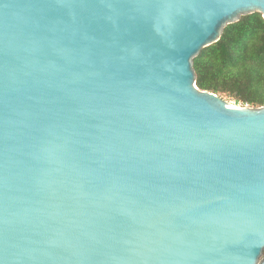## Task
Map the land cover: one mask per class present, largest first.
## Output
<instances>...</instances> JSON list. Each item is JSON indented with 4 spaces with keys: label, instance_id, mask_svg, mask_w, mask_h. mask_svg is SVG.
<instances>
[{
    "label": "water",
    "instance_id": "water-1",
    "mask_svg": "<svg viewBox=\"0 0 264 264\" xmlns=\"http://www.w3.org/2000/svg\"><path fill=\"white\" fill-rule=\"evenodd\" d=\"M264 0H0V264H264V106L193 60Z\"/></svg>",
    "mask_w": 264,
    "mask_h": 264
},
{
    "label": "trees",
    "instance_id": "trees-1",
    "mask_svg": "<svg viewBox=\"0 0 264 264\" xmlns=\"http://www.w3.org/2000/svg\"><path fill=\"white\" fill-rule=\"evenodd\" d=\"M195 84L241 107L264 106V19L258 13L226 26L193 60Z\"/></svg>",
    "mask_w": 264,
    "mask_h": 264
},
{
    "label": "rangeland",
    "instance_id": "rangeland-1",
    "mask_svg": "<svg viewBox=\"0 0 264 264\" xmlns=\"http://www.w3.org/2000/svg\"><path fill=\"white\" fill-rule=\"evenodd\" d=\"M227 101V100H226ZM229 102V101H228ZM230 103L235 104L237 106H241V104H236L234 101H230Z\"/></svg>",
    "mask_w": 264,
    "mask_h": 264
}]
</instances>
